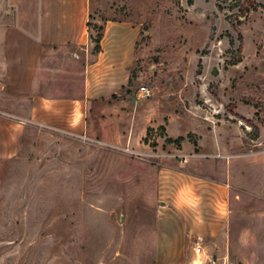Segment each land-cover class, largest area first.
I'll return each instance as SVG.
<instances>
[{
	"label": "rangeland",
	"instance_id": "374dc122",
	"mask_svg": "<svg viewBox=\"0 0 264 264\" xmlns=\"http://www.w3.org/2000/svg\"><path fill=\"white\" fill-rule=\"evenodd\" d=\"M108 22L144 37L122 109L99 126L140 146L27 123L0 161V264H205L190 255L200 240L163 241L185 218L169 171L225 188L231 242L206 264H264V0H91L94 43ZM27 106L0 86V117Z\"/></svg>",
	"mask_w": 264,
	"mask_h": 264
},
{
	"label": "crops",
	"instance_id": "0c3cea01",
	"mask_svg": "<svg viewBox=\"0 0 264 264\" xmlns=\"http://www.w3.org/2000/svg\"><path fill=\"white\" fill-rule=\"evenodd\" d=\"M90 3L0 0V24H4L0 26V86L14 100L28 104L22 110L16 107L10 118L0 117V161L18 157L27 123L106 143L114 140L119 146H140L120 125L114 132L99 126L122 109L140 32L126 22H108L100 50L95 52L88 27ZM112 96L117 98L111 100ZM172 173H165V178L172 175V179L163 185L172 189L178 186L176 179H182L185 191L180 189L174 203L185 218L178 230L162 228V233L176 232V236L162 237L163 241L184 251L188 243L200 240L202 254L197 257L192 249L190 255L206 264L213 253L230 246L223 216L225 188Z\"/></svg>",
	"mask_w": 264,
	"mask_h": 264
},
{
	"label": "trees",
	"instance_id": "16d2710c",
	"mask_svg": "<svg viewBox=\"0 0 264 264\" xmlns=\"http://www.w3.org/2000/svg\"><path fill=\"white\" fill-rule=\"evenodd\" d=\"M90 9H91V3H90ZM88 27L89 28L91 27V24L90 23L88 24ZM103 32H104V27H100L98 29V35H97V37L95 39V43H96L95 52H99V50H100V42H101V39H102V36H103ZM140 37H144V34L142 33L139 36V38ZM138 43H139V40H138L137 44ZM133 83H134V78H133V75L131 74L130 81H129V84H128V88L124 89V92L126 91L127 93H129V90L133 86ZM116 98H117V96H112L111 100H114ZM183 140H184L183 138L178 139V143L179 142H182ZM167 142L168 143H172V140L171 139H168Z\"/></svg>",
	"mask_w": 264,
	"mask_h": 264
},
{
	"label": "built area",
	"instance_id": "2783aa9c",
	"mask_svg": "<svg viewBox=\"0 0 264 264\" xmlns=\"http://www.w3.org/2000/svg\"><path fill=\"white\" fill-rule=\"evenodd\" d=\"M139 94L142 97H148L149 94V90L147 88H145L144 86L140 88L139 90ZM85 138V137H84ZM129 151V150H128ZM130 152V151H129ZM194 254L199 257L202 254V247H201V241H197V243L195 244L194 247Z\"/></svg>",
	"mask_w": 264,
	"mask_h": 264
}]
</instances>
